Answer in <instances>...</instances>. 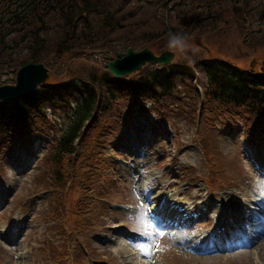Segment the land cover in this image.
Instances as JSON below:
<instances>
[{"label": "rangeland", "instance_id": "rangeland-1", "mask_svg": "<svg viewBox=\"0 0 264 264\" xmlns=\"http://www.w3.org/2000/svg\"><path fill=\"white\" fill-rule=\"evenodd\" d=\"M161 1L131 0L129 7L134 6L135 20L140 25H151L158 22ZM186 1L195 3L190 9L198 7L194 10L198 15L204 11L212 15L197 22V30L186 27L190 10L177 12L174 0H168L174 22L183 25L178 29L187 28L177 35L188 37L185 41L177 39L167 49L176 52L174 63L183 67L191 65L199 78L194 81L186 78L190 84L185 89L206 80L204 70L198 66L200 59L223 57L243 69L262 63L264 7L257 13L248 12L246 20L250 27L247 25L245 33L226 22L225 11L221 10L228 9L226 0H209L205 6H200V0ZM240 15H234L232 22L245 23L239 20L243 19ZM214 19V25L208 24ZM109 46L110 43L100 41L93 48H75L65 56H49V83L101 77L107 70L108 56H115L108 52ZM1 61L0 85L15 84L17 70L7 66V59ZM151 66L147 64L143 72L147 74ZM115 96L117 108L123 110L129 99L125 95ZM192 98L195 100L196 96ZM78 99L64 102L65 105L61 103L59 107L44 105L47 117H51L49 125L56 131V141L52 134H41L37 129L36 134L19 140V144L0 156V201L3 199L0 244L9 248L0 247V264H72L71 261L74 264H264V222L259 217H264V172L258 168L259 162H264V140L262 144L248 146L237 120L226 119L214 126L200 121L197 112H190L193 118L184 112L182 116H172L174 124L164 119L161 125L155 126V113L147 111L146 116L119 124L121 127L115 135L105 141L102 154L106 151L108 155L104 163L95 164L98 172L89 178L94 187L93 212L80 214L84 217L79 218V225H76L77 219L72 223L65 210L74 196L71 191L68 194L65 191L67 185L71 189L69 169L59 176L56 170L63 172L66 161L56 164L53 156L58 135L66 129V126L63 130L60 127L65 123V115L60 110L78 105ZM170 102H173L171 108L176 104L193 108L191 101ZM145 105L150 107V101ZM43 129L49 131V127ZM92 130L87 135L96 134ZM145 130L151 137L141 152L133 148L130 140L133 136L145 135ZM87 141V149L93 150L94 140L87 138ZM101 143L100 140L97 148ZM78 151L71 165L81 159L79 164L86 172L88 162L82 163L84 146ZM220 176L225 178V184L219 182L218 190L209 192L207 178L218 182ZM57 177L65 182L59 184V190L54 189ZM82 177L85 180L87 175ZM84 192L91 194L89 188ZM187 198L195 200L193 204L198 212L186 214L194 217L185 225H178L177 239L167 237L160 241L147 217L149 213L153 215L151 208L159 207V202L168 204ZM226 223L239 230L230 246L218 244L217 230ZM240 230L246 237L241 236ZM252 232L257 237L253 238ZM141 249L148 250L150 255Z\"/></svg>", "mask_w": 264, "mask_h": 264}, {"label": "trees", "instance_id": "trees-1", "mask_svg": "<svg viewBox=\"0 0 264 264\" xmlns=\"http://www.w3.org/2000/svg\"><path fill=\"white\" fill-rule=\"evenodd\" d=\"M207 1L200 0V6H205ZM162 2L160 17L156 19L158 22L140 25L135 20L134 6L129 7L131 0H0V63L1 59H7V66L13 70L28 62L50 65L49 56H65L75 48H93L100 41L110 43L108 52L114 53L128 47L139 49L152 46L159 50L176 43L177 39L185 41L188 35L178 36L177 33L187 30L186 27L197 30L195 24L212 15L205 11L198 15L194 12L198 7L190 9V5L195 4L192 1L174 0L177 12H185V8L187 12L190 10L184 24L186 27L178 29L183 25L174 22V12L167 4L168 0ZM228 2V9H221L225 11L226 22L242 28L245 33L247 25L250 27V22L246 20L248 12L257 13L264 7L263 0H226V4ZM234 15L243 16L239 20L245 23H233ZM214 21L208 24L214 25ZM198 66L206 73L202 85L208 106L223 111L226 108L227 112L233 111L237 116L256 118L254 129L264 130V73L258 65L243 69L231 60L213 56L200 59ZM194 72L191 65L183 67L173 63L153 66L147 74L142 71L137 80L115 78L106 71L98 79L91 77L79 84L73 82V91L81 93L83 101L73 115L75 121L70 133L64 137L63 144L68 146L64 148L60 145L58 152L61 154L57 156L71 159L75 146L68 138L82 137L89 132L81 131L89 125L86 121L96 120L99 112L105 114L108 111L109 94L115 90L120 93L137 92L147 98H156L159 91V99L167 102L178 91L179 85L175 80L184 82V77L193 80ZM103 79L109 85L107 92L100 82ZM195 89L199 92L198 87ZM60 94L59 88L46 83L27 97L0 102V135L14 136L30 131L33 123L38 124L39 113L47 110L44 105H58ZM5 142L0 140V146H4ZM72 174L76 176L74 167ZM81 191L84 192V185Z\"/></svg>", "mask_w": 264, "mask_h": 264}, {"label": "water", "instance_id": "water-1", "mask_svg": "<svg viewBox=\"0 0 264 264\" xmlns=\"http://www.w3.org/2000/svg\"><path fill=\"white\" fill-rule=\"evenodd\" d=\"M173 57L174 53L170 51H165L161 55L156 56L148 47L140 51L129 48L127 53H119V58L110 61L108 67L109 71L114 76L120 77L123 74H130L134 70L141 68L147 61L168 64ZM48 72V69L41 63H30L23 66L18 71L15 85L0 86V100L15 99L20 96L28 95L36 89L38 84L46 81L49 74Z\"/></svg>", "mask_w": 264, "mask_h": 264}, {"label": "bare ground", "instance_id": "bare-ground-1", "mask_svg": "<svg viewBox=\"0 0 264 264\" xmlns=\"http://www.w3.org/2000/svg\"><path fill=\"white\" fill-rule=\"evenodd\" d=\"M169 206H172V207H174L175 209H178V210H182L183 208L182 207H180V206H183V207H185L186 209H192L191 208V206H192V203H190V202H188V203H182V204H173V205H169ZM184 208V209H185ZM185 211V210H184ZM174 215H176V214H174ZM252 234H253V238L254 237H257V235L254 233V232H252ZM264 241H262V243H263ZM123 250H125V248H122Z\"/></svg>", "mask_w": 264, "mask_h": 264}, {"label": "snow or ice", "instance_id": "snow-or-ice-1", "mask_svg": "<svg viewBox=\"0 0 264 264\" xmlns=\"http://www.w3.org/2000/svg\"><path fill=\"white\" fill-rule=\"evenodd\" d=\"M141 250L144 252L145 255H150V252L148 250L146 249H141Z\"/></svg>", "mask_w": 264, "mask_h": 264}]
</instances>
